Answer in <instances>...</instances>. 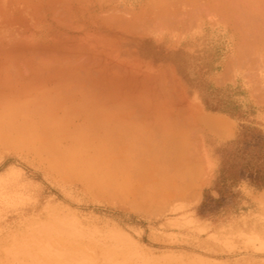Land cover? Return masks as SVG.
<instances>
[{
  "label": "rangeland",
  "instance_id": "374dc122",
  "mask_svg": "<svg viewBox=\"0 0 264 264\" xmlns=\"http://www.w3.org/2000/svg\"><path fill=\"white\" fill-rule=\"evenodd\" d=\"M38 1L0 0V59L2 60L0 66L10 65L5 68L14 69L15 66L12 64L14 60L11 63L9 61L12 59L11 55L13 58L18 56L20 61L24 63L27 61V66L30 65V68H26L28 76L31 75L29 71L32 67L36 75L40 70L47 74L50 70L55 71L57 75L50 74L49 79L45 74L47 81H50L47 82L45 79L46 85L57 82L59 75L66 74L68 77L62 75L66 80L61 83L65 86L60 85L61 88L59 86L60 93L63 91L66 94L69 92V95L79 96L78 91L82 88L80 93L86 89L84 90L86 95L92 94L91 99L100 94L104 100L95 101L96 104L93 107L89 106L87 112H83L82 119L78 120L73 115L68 118L67 115L61 114L63 112L57 108L61 103L50 105L42 103L48 95L40 89L35 92V96L18 101L20 104L15 115L25 116L29 114L27 111L34 114L42 111L43 113L40 114L43 115L44 120L49 118L54 124L48 119L50 124L47 120L44 124L43 119L41 121L37 118L30 120L31 124H29V120L26 121L20 116L14 117V120L7 116L6 111L3 112L4 115L0 114V122L4 121L0 123V134L4 135H0V264H264V187L260 188L256 182L259 178H263L264 181V176H260L264 173L262 167L264 159L263 161L260 159L264 150L261 154H256L257 151H261L262 145L264 146V132L260 129H252L242 136L244 143L242 145L236 143L232 150L235 155L240 152L243 154L242 161L227 162L228 167L222 174L220 165L215 166V162L208 159L202 130L197 127L193 113L175 82L169 78L151 80L145 78L141 72L126 68L117 61L113 51L102 39L103 33L97 27L106 30L111 27L116 28L117 21L128 17L125 12L119 9L111 15L108 9L110 0L106 1L107 5L100 0H65L66 2L58 0V4L63 3L57 6L60 9L51 5L50 0L48 2L40 0L46 1L43 5L50 4L51 8L58 9L57 13L49 6L47 8L50 9L44 8ZM162 1L165 4L179 0ZM197 4L198 28H201L200 15H205L208 11L205 18L215 28L227 27L244 37L245 28L250 26L252 30L255 28L261 31L264 42V0H197ZM57 20L62 22L59 23ZM260 51L264 64V44ZM1 53L4 56L8 53V56L6 55L5 58ZM2 57L5 58V62ZM37 60L44 61L45 66L36 62ZM46 61L49 63L47 64ZM62 61L66 62L65 66ZM37 64L43 66L42 69ZM2 67L0 71L4 70V76L0 75V78L7 82L9 77L13 76L11 72L14 70L10 72ZM46 67H49L47 72H45ZM16 68L20 71L17 73L22 75V66ZM72 68L76 72L79 68L81 71H78L81 73H76ZM94 69L97 72H94ZM44 73H39V76L43 77ZM93 73H98L97 77ZM1 74L3 75L2 71ZM8 74L10 76L5 77ZM87 74H92L91 78L99 82L98 86L101 84L100 86L103 85L105 89L102 87L101 89L100 86L92 88L89 84L94 82L89 81L91 75ZM35 76L34 79L38 77ZM34 79L33 81L42 83L38 80L39 77L37 80ZM117 80L119 85L116 86ZM126 80L131 85L129 89H125L129 85H126ZM69 81H75V84ZM35 82L33 85L37 87ZM121 82L125 87H121L123 84ZM40 83L38 86L44 84ZM86 83H89V86L85 85ZM45 84L43 86H46ZM140 84L144 86L142 85L141 88ZM151 85L152 89H156L155 94L159 92L168 100L161 103L164 98L154 97L160 96L158 93L152 95V98L151 93L148 92L152 91L149 89ZM130 87L135 88V91L144 88L147 91L139 90V93H135L133 89L136 96L134 97ZM76 88L79 89L76 91ZM109 90L112 92L117 90L120 94L118 95L117 91L112 94ZM84 91L81 93L83 97L86 96ZM126 91L132 95H127ZM145 92L146 98L140 99V101L145 100L144 104L143 101L141 102L144 106L138 101L141 104L138 107V96ZM147 93H150L148 94L150 96L147 97ZM100 96L97 97L98 100ZM133 97L137 99L132 103L135 100ZM122 98L123 100L129 98L130 102L124 101L125 106L126 104L134 106V103L138 108L142 106L143 113L146 107L149 110L152 108L150 111L152 113L155 110L153 104L157 103V99L159 101L162 99L160 103L158 101L159 105L156 104V110L160 113L159 116L163 115L155 119L157 114L150 115L147 113L148 110L144 114L147 117L146 122L155 124L152 122L157 121L156 123L164 122L167 125L169 123L168 127L164 125V128H167L164 129L167 131L166 134L170 133L166 136L168 146L186 159L184 169L187 170H183L186 174L181 178L185 180L180 179L175 188L164 189L161 197L163 195L165 197L158 199L159 203L157 198L151 199L150 196L148 198L147 194L143 197V193L140 192L143 186L137 183L135 175H129L126 171L118 169V165L110 161L112 156L109 153L104 156L101 153L103 148L109 147L112 140L110 128L112 120L115 119L113 115L116 114V108L117 111L123 108V111L129 113L130 119L142 110L135 107L133 111V106L130 105L131 107L126 106L130 107L131 111H129L124 103L118 105ZM108 99H112L113 102ZM39 101L43 105L40 106ZM165 103L168 107H164ZM27 106L31 111L26 108ZM157 108L163 110L159 109V111ZM165 108H168V111ZM83 109L86 110L84 107ZM175 115H178L176 118L179 119V124H176ZM168 119L172 120L166 122ZM48 125H51V128H48ZM72 125L75 128H72ZM78 125L80 129L76 127ZM147 125L146 127H149ZM5 126L12 129L11 133V129ZM14 127L20 128V131L28 129L25 133L28 131L26 134L36 139L33 138L31 141L32 139L24 134L25 139L21 132L19 133L21 136L15 135ZM146 127L145 130H148L149 128ZM173 127H177L178 130L175 132L172 130ZM18 128L17 132H19ZM52 128L53 132L50 134L48 130L51 131ZM142 128H137L138 132L143 131ZM72 129H76L75 132ZM80 130L82 131L80 134L83 135L79 134ZM39 132H48L49 141L44 139V142L43 139H39L42 142H38ZM174 133H177L178 141L169 140ZM87 138L88 140L91 138V142ZM239 139L238 137L236 142ZM71 140L80 144L88 143L89 151L80 157L65 153V150L70 148ZM52 149L56 153L53 151L51 154ZM58 149L61 151L64 149L65 154L60 155L62 152ZM253 156L259 160L255 161L252 159ZM94 160L96 163L93 162ZM238 166L244 167L238 171L236 169Z\"/></svg>",
  "mask_w": 264,
  "mask_h": 264
},
{
  "label": "crops",
  "instance_id": "0c3cea01",
  "mask_svg": "<svg viewBox=\"0 0 264 264\" xmlns=\"http://www.w3.org/2000/svg\"><path fill=\"white\" fill-rule=\"evenodd\" d=\"M110 1L111 15L119 9L128 15L116 28L97 27L117 61L145 78L175 82L202 130L208 159L220 165L222 174L229 162L242 161L241 152H232L234 145H242L249 130L264 132L261 31L248 26L242 37L230 28H215L205 18L208 11L200 15L198 28L197 0ZM262 150L263 145L256 154ZM256 182L264 187L263 178Z\"/></svg>",
  "mask_w": 264,
  "mask_h": 264
},
{
  "label": "bare ground",
  "instance_id": "6f19581e",
  "mask_svg": "<svg viewBox=\"0 0 264 264\" xmlns=\"http://www.w3.org/2000/svg\"><path fill=\"white\" fill-rule=\"evenodd\" d=\"M65 1V0H64ZM38 2H40V3H42V5L44 4V2H46V1H44V2H42V1H38ZM47 2H48V0H47ZM58 0H50V3H51V5H54V7L56 6H61L60 4H58ZM66 2V1H65ZM50 7L51 8V6H50V4L49 5H43V7L45 8L46 7V9H50V8H47V7ZM36 7H38L37 5H36ZM35 7V8H36ZM42 7V6H41ZM42 7V8H43ZM58 8V7H57ZM52 10L54 9L53 7L51 8ZM58 9H60V7L58 8ZM58 9H54V11L56 12V10H58ZM52 10H51V12H52ZM40 11V10H39ZM50 11V10H49ZM42 13H43V9H42V11H41ZM55 12H53V13H55ZM57 13V12H56ZM65 13V12H64ZM37 14H39V13H37ZM56 15V14H55ZM55 15H54V17H55ZM8 16V15H7ZM60 16V15H59ZM39 17H40V15H39ZM43 17H44V13H43ZM60 19H62L61 17H60ZM64 19V18H63ZM58 21V20H57ZM59 22V21H58ZM60 22H62V21H60ZM59 22V23H60ZM11 25V24H10ZM57 25V24H56ZM9 52H11V50L9 51ZM3 53V52H2ZM1 53V55L3 56V57H5L6 58V55L8 54H6L5 56L3 55ZM16 53V52H15ZM5 54V53H4ZM14 54V53H13ZM57 55V54H56ZM73 55V54H72ZM76 55V54H75ZM8 56V55H7ZM17 56V55H16ZM1 57V56H0ZM2 57V58H3ZM18 57V56H17ZM17 57H14L13 58V55H11V61H9L10 63L14 60V62L12 63L14 66H15V68L18 66L19 67V65H21L22 66V71L21 72H23L22 73V75H20V74H18L17 72L19 71V69L18 68H14V69H11L12 71L14 70V72H11V70L10 69H8V68H5V67H9V66H6L5 65V67L3 66L2 67V65L0 66V67H2V68H5L7 71H10L11 72V74H13V76L15 75L16 76V73H17V75L18 76H16V77H13L11 74H10V72H9V74L11 75H9L8 74V76H5V77H11V79H10V77H9V80L6 82L5 81V79H4V81H3V79H1L0 78V114H2V115H4L3 114V112L4 111H6L7 112V116H9V117H11V118H13L14 119V117H16V116H20V118H24V120H26V121H28L29 120V124H31L30 123V120H33V119H35V118H37L38 120H40L41 119V121H42V119L44 120V117H43V115L41 116V114L40 113H43L42 111L39 113V112H37L38 114H34V112H28L27 110H29L30 109V111H31V108H29L28 106L26 107V108H29V109H26V111H27V113H29V114H27V115H25L24 116V114H23V116L22 115H15L16 114V112H17V106H18V104H20V103H18V101H20V99H28V98H30L32 95H34L35 94V92H37V91H39L40 89V91H45L46 93H47V95H48V97L47 98H45L44 100V102H42V103H47V104H57V103H61V105L60 104H58L59 105V107H57V108H60V111H62L63 113H61V114H63V115H67L68 116V118H70L69 116L70 115H73L76 119H78V120H81L82 119V116L84 115V111L85 112H87V110H88V107L89 106H92L93 107V105L94 104H96L95 103V101H101L102 99H103V96L101 97L100 96V94H99V96L101 97V98H99L100 100H98L97 99V97H99V96H97L96 98H95V100H94V98H92L91 99V97H92V94L90 93V95H86V89H84L83 91L85 92V94L84 95H86L85 97H83V95H81V93L83 92V91H81V93H80V90L82 89V88H78L79 89V91H78V94H79V96H81V97H79L78 95H69V92H68V94H66V93H63V91H61L62 93H60L59 91L60 90H58V89H60L61 88V86H65V85H61V83L62 82H64L66 79V77H68L66 74H62L63 76H66V77H64L63 78V76L62 75H59L60 76V78L57 80V82H52V83H50V85L48 84V85H46L45 83H44V81H45V74H46V76L48 77V79H49V77H50V74H52V75H57V74H55L53 71L51 72V70L49 71V67L46 69V71L45 70H42V71H45V72H47V70L49 71L48 72V74L47 73H44V72H41V70H40V74H43L44 73V76L42 77V76H39L40 74L38 73L37 75H38V77H39V81L41 80V77L43 78V80H41L42 81V83H44L46 86H43L42 85V83H40V82H35V81H33V77L36 75L35 73H33V70L34 69H32L31 68V70L29 71V74L31 73V75L30 76H28V69H26V68H30V65L29 66H27V61L25 62L26 63V65H24L25 63L23 62V61H20L21 59H20V57H18V61H17ZM40 57V56H39ZM59 57H60V55H59ZM70 57H71V55H70ZM73 58L75 57V56H72ZM5 58H3V62H5ZM56 58H58V57H56ZM65 58H67V57H64V59ZM79 58V57H78ZM8 59V58H7ZM6 59V61L8 62V60H10V59H8L7 60ZM61 59H63L62 57H61ZM72 59V58H71ZM29 60V59H28ZM39 60H40V58H39ZM67 60V59H66ZM65 60V61H66ZM15 61H17L18 62V64H16V62ZM58 61V60H57ZM78 61H80V59L78 60ZM1 62H2V60L0 59V64H1ZM6 62V63H7ZM20 62V63H19ZM36 62H38V63H40V64H42L43 66H45V64H43V62L44 61H36ZM42 62V63H41ZM64 61H62V63H63ZM66 62H69V61H66ZM66 62H64V66H65V63ZM21 63H24L23 65L21 64ZM46 63L48 64L49 62L48 61H46ZM60 63V62H59ZM72 62L70 61V63L69 64H71ZM3 64V63H2ZM5 64V63H4ZM3 64V65H4ZM8 64V63H7ZM30 64H31V62H30ZM57 64V63H56ZM55 64V68H57L56 66L58 65H56ZM78 64H80V63H78ZM32 65V64H31ZM34 65H36V63L34 64ZM37 65H39V64H37ZM60 65H62V64H60ZM27 66V67H26ZM40 67H41V65H39ZM42 66V67H43ZM48 66H50V67H52L51 65H48ZM70 66V65H69ZM68 66V67H69ZM80 66V65H79ZM78 66V67H79ZM91 66H92V64H91ZM39 67V68H40ZM42 67H41V69H42ZM60 67V66H59ZM58 67V68H59ZM81 67V66H80ZM18 69V70H17ZM44 69V68H43ZM52 69H53V67H52ZM63 69V68H62ZM66 69V68H65ZM64 69V70H65ZM74 69L76 70V68L74 67ZM63 70V71H64ZM67 70V69H66ZM72 70H73V68H72ZM75 70H73V71H75ZM78 70H80L79 68L77 69V72H79ZM1 71L3 72V75L1 74ZM0 71V75H1V77L2 76H4V70L2 69ZM57 71H59V70H57ZM69 71V70H68ZM81 71V70H80ZM87 71H91V69L90 70H88L87 69ZM87 71H86V73H87ZM99 71V70H98ZM20 72V71H19ZM76 72V71H75ZM76 72V73H77ZM93 71H91V73H92ZM94 72H97V70H95L94 69ZM66 73V72H65ZM79 73H81V72H79ZM25 74H26V76H25ZM98 73H93V75H97ZM36 75V76H37ZM51 75V76H52ZM87 75H89V74H87ZM91 75V76H90ZM89 76H90V78L93 76L92 74H90ZM102 75V74H101ZM35 76V77H36ZM58 76V77H59ZM88 76V77H89ZM105 76V75H104ZM104 76H102V77H104ZM5 77H3V78H5ZM38 77H36V79H34V80H37V78ZM55 77H57V76H55ZM57 77V78H58ZM85 77V79H86V76H84ZM88 77H87V79H88ZM97 77V76H96ZM101 77V78H102ZM15 78V79H14ZM93 78H95V77H93ZM52 79V78H51ZM103 79V78H102ZM122 79V78H121ZM125 79H127V77L125 78ZM74 80V79H73ZM93 80V82L94 83H92L91 81ZM100 80V79H99ZM118 80H120V78L118 79ZM118 80H117V84H116V86L117 85H119V82H118ZM46 81H47V79H46ZM45 81V82H46ZM51 81H54V80H51ZM86 81V80H85ZM89 81L91 82V84H89V83H86L85 85H91L92 86V88L94 87V88H98L99 86H98V84H99V82H97L96 80H94V79H92L91 78V80L89 79ZM101 81V80H100ZM123 81V80H122ZM34 82L35 83H37L36 85H37V87L36 86H34L35 84H34ZM47 82H50L49 80L47 81ZM69 82H71V81H69ZM95 82H96V84H95ZM131 82V81H130ZM41 84L42 86H38V84ZM71 83H74L75 84V81H73V82H71ZM123 82H121V84H122ZM34 84V85H33ZM68 83H66V85H67ZM70 84V83H69ZM114 84H115V82H114ZM120 84V85H121ZM127 84H129L128 82H127V80H126V85ZM132 84V83H131ZM61 85V86H60ZM73 85V84H72ZM78 85V84H77ZM83 85H84V82H83ZM88 85V86H89ZM93 85H97V86H93ZM124 85V83L121 85V87H125V85ZM134 85H136V84H134ZM141 85V84H140ZM143 85V84H142ZM140 86L141 88L144 86ZM59 86H60V88H59ZM80 86H81V84H80ZM87 86V87H88ZM90 86V87H91ZM103 86V85H102ZM102 86H100V88L102 87ZM112 86V85H111ZM129 86H131L130 84L127 86V88H125V89H129L128 87ZM137 86V85H136ZM78 87V86H77ZM109 87V86H108ZM107 87V88H108ZM113 87V86H112ZM120 87V86H119ZM121 87H120V89H121ZM139 87V86H138ZM138 87H136V88H138ZM147 86L145 85V88H146ZM64 88V87H63ZM62 88V89H63ZM67 88H69V87H67ZM67 88H66V91H67ZM103 89H105L104 87H102ZM101 88V89H102ZM110 88V87H109ZM108 88V89H109ZM118 88V87H117ZM145 88L144 89H139V90H145ZM61 89V90H62ZM70 89V88H69ZM77 88H76V91L78 90ZM119 89V88H118ZM117 89V90H118ZM119 89V90H120ZM131 89H132V87H130V92H131ZM134 89V91L136 90L135 88H133ZM133 89H132V92H133ZM147 90H148V88H146ZM149 89H152V85H151V88H150V86H149ZM155 88H153L152 89V91H148V92H150L151 93V97H152V95L154 96V95H156L157 93L158 94H160L159 92H157L156 94H155V92L154 91H156V89L154 90ZM75 90V89H74ZM97 90H99V89H97ZM117 90H115V91H117ZM139 90H137V91H135V93H139ZM147 90H145V91H147ZM159 90V89H158ZM56 91H58V93L56 92ZM91 91V90H90ZM112 94L115 92H112L111 90H109ZM122 91V90H121ZM160 91V90H159ZM175 91V90H174ZM88 92V91H87ZM127 92V95L129 94V92L128 91H126ZM131 92V93H132ZM73 93H75L76 94V92H73ZM116 93V92H115ZM135 93L133 92V94H134V97H136L135 96ZM141 93V92H140ZM150 93H147V97L148 96H150V95H148V94H150ZM152 93H154V94H152ZM108 94V93H107ZM117 94H118V91H117ZM120 94V93H119ZM118 94V95H119ZM142 94H143V96H142ZM142 94H140L139 96H138V98H139V100H137V102L138 101H140V99H141V97H143L144 99L146 98V97H144L145 95H146V92L145 93H142ZM171 94V93H170ZM43 95H44V93H43ZM109 95V94H108ZM129 95H132V94H129ZM138 95V94H137ZM165 95V94H164ZM35 96V95H34ZM45 96V95H44ZM91 96V97H90ZM116 96V95H115ZM114 96V97H115ZM163 96V95H162ZM161 96V94H160V96H154V97H160V98H164V97H162ZM166 96V95H165ZM86 97H90L89 99L88 98H86ZM105 98H106V96H104ZM108 97V96H107ZM133 97V99H135L134 101H132V103L133 102H135L136 101V99L137 98H134ZM121 98V97H120ZM142 98V99H143ZM153 98V97H152ZM36 99H38V98H36ZM88 99V100H87ZM91 99V100H90ZM126 99V100H125ZM129 98H124V100H123V98H122V100H121V103L119 102H117L118 103V105H122L123 103H124V101L126 102L127 100H128ZM171 99V98H170ZM104 100V99H103ZM106 100V99H105ZM109 100V99H108ZM115 100H117V98L115 97ZM131 100V99H130ZM161 101H162V99H160ZM168 100V98H164L163 99V101L161 102V101H159V99H157L156 101H157V103H158V101H159V103L161 102V103H164V101H167ZM172 100V99H171ZM27 101V100H26ZM29 101V100H28ZM31 101V100H30ZM111 103L113 102V100L111 99V100H109ZM118 101V100H117ZM129 101V100H128ZM127 101V102H128ZM143 101V102H142ZM40 102V101H39ZM102 102V101H101ZM101 102H99V103H101ZM108 102V101H107ZM107 102H106V104H107ZM109 102V103H110ZM130 102V101H129ZM143 103L144 104V102H145V100H141L140 101V103ZM151 102V101H150ZM153 102H155V99H153ZM169 102V101H168ZM167 102V103H168ZM35 103V102H34ZM41 103V102H40ZM40 104V106L41 105H43V104ZM141 103V104H142ZM156 103V102H155ZM156 103V104H157ZM159 103L157 104V105H159ZM32 104V103H31ZM31 104H29V105H31ZM98 104V103H97ZM141 104H139V102H138V107H139V105H141ZM142 104V105H143ZM153 104V103H152ZM156 104H153L154 106H155V108H153V109H155L156 110ZM166 104V103H165ZM164 104V105H165ZM23 105H25V103H23ZM112 105V104H111ZM116 106H117V104H115ZM124 106H125V103L123 104ZM133 106L132 104H126V106ZM137 104H135L134 103V106H133V108H132V110L134 111V108L135 107H137L136 106ZM146 105H147V103H146ZM148 105H149V103H148ZM32 106V105H31ZM104 106V105H103ZM125 106V108L127 109L128 107H126ZM130 106V107H131ZM144 106V105H143ZM149 106H151V105H149ZM153 106V107H154ZM160 106H163V105H160ZM159 106V107H160ZM170 106V105H169ZM37 107V106H36ZM45 107V106H44ZM83 107L84 108H86V110L85 109H83ZM120 107V106H119ZM130 107L128 108L129 109V111H131L130 110ZM137 107V108H138ZM164 107H168L167 106V104H166V106H164ZM163 107V108H164ZM20 108V107H19ZM38 108H40V107H38ZM48 108V107H47ZM55 108V107H54ZM120 108H122V107H120ZM124 108V109H125ZM150 108V107H149ZM139 110L140 109H142V106H141V108H138ZM151 110H152V108H150ZM158 109V108H157ZM160 109V108H159ZM158 109V110H159ZM162 109V108H161ZM160 109V110H161ZM166 109V108H165ZM16 110V111H15ZM19 110H21V109H19ZM32 110H33V108H32ZM39 110V109H38ZM49 110V109H48ZM137 110V109H136ZM149 109H147V107L145 108V113H143V109L142 110H140L137 114H135V116L133 117V119H135V120H133V119H130L129 118V113H126L125 111H123V108L122 109H120V110H118L117 111V108H116V110H115V112H116V114L115 115H113V119H114V117H115V119L114 120H112V125H111V135H112V140H111V142H110V145H109V147H105V148H103L102 149V151H101V153H102V155L104 156V154H106V153H109L110 154V156H112V159L110 158V161L112 160V162H114L116 165H118V169H121V170H124V171H126L129 175H135V178H136V180L138 181L137 183L140 185L141 184V186H143V189H141V193H143L142 195H143V197H146L147 195H148V198H149V196L151 197V199H155V198H157L156 200H157V202H158V199L159 200H161V198L163 199V197H165V195H163V197H161L162 196V192H163V190L164 189H170V187H176V184H178V182L180 181V179L181 178H184L185 176H183L184 174H186V172L185 173H183V170L184 171H186L187 169H184L185 168V166H186V159L183 157V155H179L176 151H173L172 149H170L169 148V143L167 142V137L166 136H168V134H170V133H167L166 134V132L164 131V129H167L166 127L164 128V125L166 124H164V122H162V123H156V122H152V123H155V124H150L151 122H146L147 121V119H145V118H147L146 117V115H144V114H146V111H148ZM151 110H149L147 113H150V111ZM155 110H153L152 111V113H150V115L152 114L153 116H155V114H157L156 115V117H155V119L157 118V116H159L158 115V113L159 112H157V110H156V112H155ZM159 110V111H160ZM163 110V109H162ZM23 111V110H22ZM21 111V112H22ZM25 110H24V112H26ZM128 111V112H129ZM138 111V110H137ZM142 111V112H141ZM166 111H168V108L166 109ZM52 112V111H51ZM53 112H54V110H53ZM83 114H82V113ZM153 112H154V114H153ZM18 113V112H17ZM163 113H164V111H163ZM174 113V112H173ZM21 114V113H20ZM51 114V113H50ZM49 114V115H50ZM160 114V113H159ZM53 115V114H52ZM149 115V114H148ZM163 115V114H162ZM162 115H160V116H162ZM172 115V114H171ZM1 116V115H0ZM59 116V115H58ZM72 116V117H73ZM133 116V115H132ZM145 116V117H144ZM153 116H152V118H153ZM159 116V117H160ZM178 116V115H177ZM176 115H175V117L174 118H176L177 117ZM187 116V115H186ZM4 117V116H3ZM2 117V118H3ZM18 117H16V118H18ZM158 117V118H159ZM167 117V116H166ZM171 117V116H170ZM1 118V117H0ZM7 118V117H6ZM53 118V117H52ZM51 118V119H52ZM162 118V117H161ZM173 118V119H174ZM178 118V117H177ZM176 118V124L178 123L179 124V119H177ZM180 118V117H179ZM187 118V117H186ZM12 119V120H13ZM48 120H49V118H47ZM47 119H45V120H47ZM67 119V118H66ZM154 119V118H153ZM182 119V118H181ZM189 119V118H188ZM191 119V118H190ZM15 120V119H14ZM13 120V121H14ZM23 120V119H22ZM21 119H20V121H22ZM23 120V121H24ZM45 120L44 121H42V123H46L45 122ZM47 120V123L48 124H50L52 121L51 120H49L50 121V123H49V121ZM53 120V119H52ZM59 120V119H58ZM151 121H152V119H150ZM157 120H159V119H157ZM172 120V119H171ZM171 120H166V122L168 121H171ZM187 120V119H186ZM7 121V120H6ZM17 121V120H16ZM57 121V120H56ZM1 122L3 123L4 121H2L1 120ZM0 122V123H1ZM19 122V121H18ZM40 122V121H39ZM38 122V123H39ZM73 122V121H72ZM189 122V121H188ZM16 123V122H15ZM28 123V122H27ZM26 123V124H27ZM64 123V122H63ZM69 123H70V121H69ZM9 124V123H8ZM11 124H12V122H11ZM13 124H14V122H13ZM17 124V123H16ZM23 124V123H22ZM21 124V125H22ZM25 124V125H26ZM51 124H54V123H51ZM78 124H81V123H78ZM149 125V127H146V125ZM176 124H174L175 126H176ZM20 125V126H21ZM69 125V124H68ZM147 125V126H148ZM167 125V124H166ZM173 125V126H174ZM186 125V124H185ZM10 126V125H9ZM9 126H5V127H7L8 129L11 127H9ZM28 126V125H27ZM51 126V125H50ZM49 125H48V128L50 127ZM53 126H55V125H53ZM62 126V125H61ZM66 126V125H65ZM73 127L72 128H75L74 127V125H72ZM137 126H139L140 128H142V127H144V129H143V131L142 130H140L141 132H138V129L137 128H139V127H137ZM169 126V123H168V125H167V127ZM188 126H189V124H188ZM19 127V126H18ZM17 127V128H18ZM23 127H24V124H23ZM45 127V126H44ZM70 127V126H69ZM76 127H79V129H80V125H78V126H76ZM137 127V128H136ZM145 127H146V129L147 128H149L148 130H145ZM15 128V130H14V133H15V135L17 134V136H18V134L21 132V135H23V137L25 138V135L24 134H26L25 133V131L26 130H28V129H26L25 128V130L23 129V130H19L20 128H18V130H19V132H17L16 131V127H14ZM22 128V127H21ZM31 128H33V125H32V127ZM41 128V127H40ZM51 128V127H50ZM55 128H57V127H55ZM66 128V127H65ZM67 128H68V126H67ZM135 128V129H134ZM174 129H172V130H174L175 132L178 130L177 129V127L175 128V127H173ZM11 129V128H10ZM35 129V128H34ZM62 129H63V126H62ZM62 129H60L61 130V132H62ZM78 129V130H79ZM134 129V130H133ZM137 129V130H136ZM36 130V129H35ZM41 130H43V129H41ZM41 130H39V131H41ZM53 130V128L51 129V131H50V129L48 130V132H50V134H51V132H53L52 131ZM73 130V129H72ZM76 130V129H75ZM75 130H73V132H75ZM82 130V129H81ZM79 131V134H80V132H82V131ZM2 131V130H1ZM11 131H12V129L10 130V133H11ZM22 131L24 132L23 134H22ZM46 131V130H45ZM68 131V130H67ZM70 131V130H69ZM169 131H170V128H169ZM17 132V133H16ZM48 132H39L40 134H39V137H38V142H42V141H40L39 139H43V141H44V139L46 140V141H49V136H50V134L48 133ZM171 132V131H170ZM7 133V132H6ZM63 133V132H62ZM62 133H60V134H62ZM69 133H71L72 134V132L70 131ZM33 134H34V132H33ZM57 134V133H56ZM78 134V133H77ZM82 135H83V133H81ZM80 134V135H81ZM166 134V135H165ZM1 136L3 135V134H0ZM6 135H8V134H6ZM20 135V134H19ZM20 135V136H21ZM55 135V134H54ZM63 136H64V134H62ZM62 135H60L61 137H62ZM4 136V135H3ZM14 136V135H13ZM26 136H28L27 134H26ZM52 136V135H51ZM57 136H59V135H57ZM72 136V135H71ZM78 136V135H77ZM10 137V136H9ZM8 137V138H9ZM16 137V136H15ZM28 137H30V136H28ZM79 137V136H78ZM81 137V136H80ZM181 137V136H180ZM7 138V139H8ZM22 138V137H21ZM20 138V139H21ZM31 138V137H30ZM33 138H35L36 139V137H32L30 140L31 141H33ZM169 138V137H168ZM26 139V138H25ZM34 139V140H35ZM16 140V139H15ZM87 140H88V138H87ZM90 140H92L91 138H90ZM90 140H88V141H90ZM169 140H171V141H178L179 140V137H178V135H177V133H174V136H171L170 138H169ZM28 141V140H27ZM16 142V141H15ZM30 142V141H29ZM45 142V141H44ZM91 142V141H90ZM12 143V142H11ZM85 143V142H84ZM84 143H82V144H80V143H78V142H73L72 140L71 141H69V144H70V148L68 147V149L67 150H65L64 151V149H63V151H61V150H59L60 152H62V153H60V155H62L64 152L65 153H68V154H70V155H74V156H78V157H80L82 154H84V153H86V152H88L89 151V147H88V143H87V145H86V143L84 144ZM93 143V142H92ZM91 143V144H92ZM58 144V143H57ZM60 145H61V143H59ZM58 144V145H59ZM173 144V143H172ZM66 146V145H65ZM68 146V145H67ZM66 146V147H67ZM90 146V145H89ZM175 148H176V146H174ZM182 147V146H181ZM34 148V147H33ZM60 148V147H59ZM92 148H94V147H92ZM91 148V149H92ZM179 148V147H178ZM46 151V150H45ZM49 151V150H48ZM52 151V153L51 154H53V149L52 150H50V152ZM54 153H56L55 151H54ZM58 153V152H57ZM58 153V154H59ZM64 153V154H65ZM187 153V152H186ZM48 154V153H47ZM45 155V154H44ZM54 155H57V154H54ZM70 155H68V156H70ZM101 155V156H102ZM67 156V157H68ZM67 157H66V159H67ZM69 158V157H68ZM109 159V158H108ZM62 160V159H61ZM77 161H78V159H77ZM80 161H83V160H80ZM102 161V160H101ZM110 161H108V162H110ZM51 162V161H50ZM87 162V161H86ZM85 162V163H86ZM93 162H95V160L93 161ZM92 162V163H93ZM71 163V162H70ZM91 163V164H92ZM96 163V162H95ZM113 163V164H114ZM87 164H88V162H87ZM107 164V163H106ZM106 164H104V165H106ZM109 164V163H108ZM113 164H112V166H113ZM89 165V164H88ZM179 165V166H178ZM54 166V165H53ZM107 166V165H106ZM55 167V166H54ZM56 168H57V165H56ZM81 168V167H80ZM187 168V167H186ZM76 170V169H75ZM78 170V169H77ZM59 172H60V170H58ZM71 172V171H70ZM62 173V172H61ZM68 173V172H67ZM188 173H189V170H188ZM66 174V173H65ZM183 180H185V179H183ZM182 179H181V181H183ZM182 183V182H181ZM185 186V185H184ZM177 190V189H176ZM177 193V192H176ZM145 194V195H144ZM147 194V195H146ZM164 194H166V193H164ZM171 196V195H170ZM148 198H146V199H148ZM149 200V199H148ZM150 201H152V200H150ZM162 202L163 201H161V204H162ZM159 203V202H158ZM164 204H162V206H163ZM157 206V205H156ZM161 207V206H160ZM157 208V207H156ZM158 208H159V205H158ZM162 208V207H161ZM163 209V208H162ZM165 209V208H164ZM159 210V209H158ZM160 211V210H159ZM158 212V211H157ZM162 213V212H161Z\"/></svg>",
  "mask_w": 264,
  "mask_h": 264
}]
</instances>
